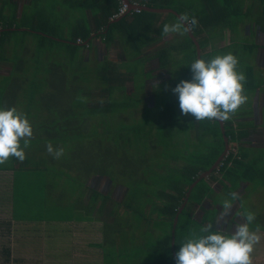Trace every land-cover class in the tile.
<instances>
[{
  "label": "trees",
  "instance_id": "1",
  "mask_svg": "<svg viewBox=\"0 0 264 264\" xmlns=\"http://www.w3.org/2000/svg\"><path fill=\"white\" fill-rule=\"evenodd\" d=\"M134 1L139 5L155 8H172L180 15L187 14L189 18L196 17L198 25L191 31L199 43L200 58L203 57L206 60L211 59V51L206 45L207 30L212 28L230 30L232 37L236 28V22L244 20V16L248 14V11H246L248 0ZM258 1L261 4V11L256 16V19L260 28L264 30V23H260L261 19H264V0ZM118 5V0H72L70 7L88 10L92 25L90 29L86 28L82 23V19H77L72 24L70 37L65 39L55 37L53 28L48 21L40 20L35 25L33 22L21 25L17 21V28L15 30L10 29L14 23L12 18L8 22L5 21L3 30L0 31L1 51L5 45L11 42L13 38L11 35L15 31L35 33L39 36V46L42 45V40L45 39H49L51 43H63V49L68 53L69 59L82 64V60L80 58L79 60L77 59L79 57V50L86 46L83 42L89 38L90 33H93L95 36L100 37L107 47L117 39L122 52L126 48H129V60H135L137 64L130 66L127 71H123L124 66L119 67L117 62L102 61L101 67L96 70V73L98 81L104 86H99L98 89H84V87L78 85L76 83L77 79L74 77L76 74L74 73V78L70 77L71 73H68V63H65L66 61L62 63L50 61L49 66L43 69H39L37 66H33L32 68L31 64L26 68L19 66L18 69L24 72L20 76L24 78L19 80V78H16L19 75L15 74L13 75L14 78H12V75L9 76L15 80L14 83L10 81V78L7 80L8 82L1 90V103L7 106V108L15 106L19 97L18 90L21 87L24 88V84L27 87L25 90H28L29 97L26 100L27 114H29L30 107L33 106L32 103H34V100L39 95L41 101L52 99L56 103L50 106L44 103L43 105L48 108V114L46 113V116H42V120L30 121L33 127V137L30 140V147L25 149V160H27L29 152L38 146L45 148L48 143H51L55 148L62 147L64 149L63 156L60 159H54L48 153L47 156L53 160V163L46 162L43 168L50 173H54L53 178H65L64 181L66 184H69L71 189H74L78 184L87 187L86 181L92 176L108 175L113 180L134 177L142 180L145 178L147 172L153 173L156 177V182L152 184L154 190L137 189L142 193L149 191L148 195L145 194L148 200L144 199V204L141 208L134 209L131 206L133 204L123 203V200L113 199L108 194H104L103 199L111 200L113 205L118 206L117 209L120 213L129 214L133 212L137 216H141L146 211L148 212L147 219L151 220L155 225L159 224L163 228V234L151 244L156 258L153 260L148 259L143 264H176L173 259V252L176 253L179 250L180 243L186 236L192 232L198 233L200 227L209 222H212L216 227L214 214L212 215L213 217L205 216L200 219L194 216V213L204 199L215 193L210 183L218 180L224 188V195L228 197L229 193L236 192L241 180L255 182L256 176L264 177V170L261 169L264 162L263 158L259 157L260 155H254L255 157L252 158L253 154H245L244 148L238 146L242 138L248 135V128L235 126L232 119L223 121L224 133L227 136L230 147L217 168L207 176L201 178L190 190L187 201L177 217L174 227L173 245L171 244L173 220L185 198L189 185L202 171L209 168L224 150L225 144L218 120H203L198 122L191 115H182L180 109L178 110V98H176V102L168 101L158 108L155 99L153 105H146L142 102V98H140L138 101L140 105L138 106H140L139 109L143 112L141 121L143 123L140 126L138 123L135 126L127 125L118 133L120 136L122 135L123 139H121L122 146L120 149L118 148L119 146L112 147L111 142L107 141V138L97 137L94 132L89 134L90 136L84 134L82 127L79 125L75 126L71 131L66 126V114L69 113V116L78 115L81 108L84 109L85 113H87L86 109L89 113L112 112V102L111 100L109 102V98L114 94V87L117 90L124 91V87L127 86L126 83L133 79L131 70L136 66L141 67V62L143 61L138 58H140L142 49L167 36L162 32L163 25L165 23L169 24L171 18L175 21L178 19L172 13L151 12L142 9L138 12L129 11L116 19L112 16L117 12ZM173 36L174 34H169V40ZM182 36L184 37L179 39L178 45H170L169 40H166L165 44L151 58L157 59V67L159 69L167 70L172 61L171 53L174 51L182 52L183 60L186 63L185 79H191L192 73L189 64L197 58L196 48L187 33ZM77 38H80L82 42H77ZM24 45L23 48L30 47L28 43H24ZM39 46L37 47L39 48ZM252 47L253 44H246L243 52L236 49L232 53L238 57L240 62V60L243 61L245 59L248 49L250 50ZM29 51L31 52V49ZM37 52L40 55H36L34 61L38 62L35 63L36 65L39 66L40 63L41 66V52L39 50ZM28 58L31 59L32 55L28 56ZM52 58L53 60L55 59V57ZM251 69V67L247 68L249 72ZM42 70H44L43 74H41ZM141 71L148 73V71ZM39 74L43 75V77L37 78ZM34 75L36 76L35 78ZM254 87L244 86V89L251 90ZM43 92H47L46 97ZM93 94L96 97L102 98L93 100ZM76 95L80 96L76 97ZM6 99L9 101H6ZM35 104L37 105L38 103ZM152 111L156 113L154 114ZM46 117L50 119V121H47L49 123L44 119ZM88 122L85 128L95 124L91 119ZM181 122H188V127L185 131L186 135H191L190 138L192 139H189L187 142L190 144H187L185 155H181V158L180 155L171 150L166 153L169 154V159L164 154L163 161H158V163H153V166H149L150 162L147 156L151 153L148 151L154 150L157 146L164 148L165 151H168V148H171L170 146L178 144L180 146L179 137L185 134L181 132ZM158 128L160 130H157ZM67 131L72 132L69 137L65 136ZM153 131L163 137L164 141L160 145L151 144L148 148V143L151 141L150 135H152ZM188 131H190V134H188ZM191 131H193L192 134ZM124 132L126 136H124ZM21 145L23 146V141H21ZM36 161L30 162L29 166L33 165L31 168H34L41 163V161ZM12 162L15 164L18 161L10 158L5 164H13ZM63 165L67 168L63 169ZM155 167L159 168L156 169ZM34 187L35 190L30 194V197L37 198L39 203H36L38 207L36 211L37 213H42L41 209H39L44 207V203L41 200L42 196L39 192L41 188L36 185ZM125 189L128 190L126 186ZM126 194L127 191L124 195ZM135 260L131 259L130 264H136Z\"/></svg>",
  "mask_w": 264,
  "mask_h": 264
},
{
  "label": "crops",
  "instance_id": "2",
  "mask_svg": "<svg viewBox=\"0 0 264 264\" xmlns=\"http://www.w3.org/2000/svg\"><path fill=\"white\" fill-rule=\"evenodd\" d=\"M37 1L0 0V31L3 30L4 22H8L11 18L14 23L10 29L15 30L17 28L16 22L24 17V7H31L37 10ZM71 1L59 0L58 3H55L53 10L63 12L60 15L65 17L67 14L69 16L70 10L81 9L83 15L79 18L82 19L83 25L90 29L92 21L88 10L70 7ZM258 3L259 12L255 11L253 2L247 1L246 11H248V14L244 16V20L236 22L232 37L230 30L221 28L207 30L206 45L211 51V58H213L216 55L225 54V52L232 53L236 49L243 52L246 44H253L252 49H248L247 52L248 64H241L242 69L240 71H243L246 75L244 86L255 87L251 90H245L247 101L231 119L235 126L248 128V135L242 138L238 146L244 148L245 154H252L254 151L260 150L257 156H261L264 153V30L260 28L256 19V16L261 11V4L259 1ZM49 16L46 15L45 17L42 13H35L31 14L27 19L33 22L34 25L38 24L40 20L48 21L53 27L54 24ZM262 19L261 24L264 23V19ZM248 22H251L255 28L253 33H246L243 30L244 25ZM71 29L72 25L70 31ZM163 38L165 39L166 36ZM162 40L159 39L156 43ZM83 43L86 44L89 53H93L101 62L108 60L107 54L116 51L117 47L119 52L116 51L117 57L120 56L118 57L119 59L122 57V54L120 55L121 46L117 39L107 47L100 37L90 33L89 38ZM150 47L151 44L145 46L139 56L140 58H138L143 61L140 68L144 71L150 70L147 62L153 59L151 56L155 53L154 51V53H149ZM6 49L7 45L4 46L2 55H6ZM84 52L82 54L79 52V58L82 61H84L82 58ZM4 58H1L0 61L6 63ZM155 60L157 67V59ZM248 67L252 68L250 72L247 70ZM4 68L5 65L0 64V75L10 76L11 66L6 68V70ZM17 72H19V76L24 73L18 69L12 74L17 75ZM21 89L18 91L20 92ZM16 102L15 107L19 102L18 98ZM35 118L39 117L35 115ZM28 119L30 120L29 117ZM34 121H37V119H34ZM253 140H259V143L254 144L252 143ZM47 155L46 147L38 146L29 152L27 160L23 162L0 164V210L4 207L8 208L7 217L0 213V264H102L101 245L106 241V234L103 235V233L113 225L114 237L113 239L110 237V239L115 243L116 233L122 229V226L118 225L117 218H112L113 220L110 221L102 219V208L108 200L104 199L105 201H103L101 193L93 186L88 183H86L87 187L78 184L74 189H71L69 184L64 181L65 178H53V175L43 168L46 162L53 163V160ZM36 160L41 161V164L31 168L33 165L29 166V163L37 162ZM62 168L66 169L67 167L63 165ZM34 177L36 181L40 180L42 183L34 181ZM215 181L219 183V187L223 188L218 180ZM215 181L210 184L214 188L215 193L207 196L197 208L194 213L196 218L213 217L212 215L214 214L216 227L230 230L236 223L240 222L236 219L242 220L243 216L246 215L242 211V204L247 202L249 205L247 211L254 212L256 214L255 220L262 221L264 225V210L259 212L258 209L257 212L256 206H254L256 192L261 188L255 187L252 181L245 180L239 182L236 192L243 183L251 184L252 189L256 191L249 192L244 197L239 196V199L234 201L235 207L227 223L219 220L220 201L227 196L223 195L220 197L224 188L218 192L215 186L212 185ZM35 185L41 188L39 192L41 193L44 207L39 208L42 213L33 215L30 211L33 202L35 203L34 207L38 208L36 204L38 202L37 198L30 197V194L35 190ZM259 204L261 205V202ZM54 208H57L54 212H63V214L53 213L50 215V210ZM204 208L205 210H203ZM96 211H99L100 214L97 215ZM260 213H263V216H260ZM253 228L254 230L258 228V234L261 236L260 242L256 245L255 258L256 261L259 258L258 262L264 264V226ZM142 230L144 231V229Z\"/></svg>",
  "mask_w": 264,
  "mask_h": 264
},
{
  "label": "rangeland",
  "instance_id": "3",
  "mask_svg": "<svg viewBox=\"0 0 264 264\" xmlns=\"http://www.w3.org/2000/svg\"><path fill=\"white\" fill-rule=\"evenodd\" d=\"M254 3L255 11L259 12V3L258 0H249ZM59 0H38L36 2L37 10L31 7H24V17L22 20H18V24L21 25H27L30 24L31 21L27 18L31 14L35 13H42L45 17L46 15H50V20L53 22L54 26L53 33L56 35V38H69L70 37V27L72 24L75 23L79 17L83 15V12L81 9H75L70 10V14H68L65 17H62L60 14L63 12H58L56 10H53L55 3H58ZM34 7V6H32ZM39 10V12H38ZM176 22L173 18L170 19L169 24ZM244 32H250L253 33L255 31V28L253 27V24L251 22H248L244 25ZM177 36L172 37L171 40H169V36H166V38H161L162 41L154 42L151 44L149 53H154L157 51V49L161 48L164 45V41L169 40L168 42L170 45H178L179 39L183 38L181 34H176ZM184 35V34H183ZM11 42L7 45L6 49V55H2V51H0V59L4 58L6 60V63L1 62L0 64L5 65L6 68L11 66V75L12 78H14L13 72L18 71V67H28L31 64V67H38L39 69H43L49 66L50 61H55V63L58 62H65L68 63V73L70 74L71 78L76 77L77 81L76 83L82 87L87 88H96L98 89L99 86H104L100 81H98L96 70H98L101 67V61H99V58H96L93 53H89V49L87 46L81 48L79 52L82 55V58L84 61H82V64H78L77 61H74L69 59L68 53L65 49H63V43H51L49 39L42 40V45H38L39 36L35 33H24L21 31H15L12 35ZM65 37V38H64ZM25 44H30V47L23 48ZM89 45V44H88ZM33 46V48H32ZM39 46V48L37 47ZM31 49V52L29 51ZM37 50L41 52V58L42 64L40 66L36 65L35 63H38L34 61L35 56L40 55ZM118 52V47L115 49ZM124 50V49H123ZM112 51L111 53L107 54L108 60L111 62H117L119 67L124 66L123 71H127L130 66H135L136 61L135 60H129L130 55V49L126 48L124 52L120 50V55L124 56L120 61V56L117 57V52ZM154 51V52H153ZM89 53V54H88ZM119 53V52H118ZM171 63L170 67L166 69H158L156 67V60L152 59L147 62L148 68L150 70L148 73H144L141 71V68L139 66L135 67L133 70H131L133 73V79L130 82H127L124 87V91L117 90V88L114 87V94L112 97L109 98V102L111 100L113 111L112 112H96V113H89L86 109L87 113H85L84 109L81 108L78 112V115L69 116V113L66 114V126L69 128V130H73V128L77 125L82 127L83 133L90 136L92 132L96 134L97 137L101 138H107V141L111 142V146H116L119 149L122 146V135L120 136L118 133L127 125H133L135 126L137 123L138 125H142V115L143 112L139 109L140 98H142V102L146 105H153L154 99L156 100V104L159 106H163L166 102L172 101L176 102V98L178 96L172 92V88L176 86L177 83L180 82V80L185 79V69H186V63L183 60V53L180 51H174L171 53ZM226 54V52H225ZM32 55V58H28V56ZM127 56V58H126ZM52 57H55L53 60ZM117 57V58H116ZM79 60V57H77ZM76 59V60H77ZM137 59V58H136ZM248 59L245 58L243 61L240 60L238 64V71H240L241 64H248ZM28 72V71H27ZM19 72H17V75ZM44 73V70L41 71V74ZM74 73L76 74L74 77ZM24 74V73H22ZM39 74L37 78L43 77V75ZM69 74H67L69 76ZM21 75V74H20ZM184 76V77H183ZM36 76L34 75V78ZM10 77L2 76L0 75V107L7 106L2 105V94L1 90L3 89L4 85L8 82L7 80ZM16 78L19 80L23 79L22 76H16ZM11 79V78H10ZM15 79H11L10 81L14 83ZM160 81V82H158ZM27 87L24 84V88L21 89L20 92H18V105L16 108L19 111H22L27 115V117L30 118L31 121H34V119L42 120V115L46 116L48 114V108L47 106L43 105L44 103L50 105H53L55 102H53L52 99H45L43 101L40 100L39 96L36 97L34 100V103H32L33 106L30 107V115L26 113V100L28 97V90L26 91ZM95 92V91H94ZM47 92H43L46 97ZM125 94V95H124ZM155 94V96H154ZM80 96V95H79ZM76 95V97H79ZM93 100L95 99H101L102 97H96L95 94H93ZM142 96V97H141ZM28 97V98H27ZM6 101H9L6 99ZM17 103V102H16ZM35 103H38L37 105ZM56 104V103H55ZM155 104V105H156ZM129 106V107H127ZM141 108H143L141 106ZM154 109L156 107H153ZM156 108V109H157ZM180 108H178L179 110ZM47 113V114H46ZM154 113V111H152ZM156 113V112H155ZM154 113V114H155ZM35 115L39 118H35ZM52 116V114H51ZM47 121H50L48 117L44 118ZM93 120L95 123L94 125H89L88 128H85V125H87L90 121ZM49 123V122H47ZM182 126L181 132H184V135H180L179 137V143L180 146H170L171 148H168V151L164 150V148L157 146L154 150L148 151L149 156H147L149 160V166H153V163H158V161H163L164 154L168 153L169 151L173 150L177 155H185V149L187 148L188 140H192L190 138L191 135H186L185 129L188 127V122H181ZM128 128V127H127ZM184 128V129H183ZM157 130H160L158 128ZM193 131H191L192 134ZM70 133V134H69ZM72 134V132L67 131L65 136L69 137ZM134 134V133H131ZM188 134H190V131H188ZM124 136H126V133L124 132ZM133 136V135H131ZM151 141L148 143V148L151 144L154 145H160L162 141H164V138L161 137L159 134L152 132V135H150ZM125 138V137H124ZM122 139V140H121ZM256 139V137H255ZM170 141V140H169ZM168 141V142H169ZM194 141V140H193ZM167 142V143H168ZM252 143L258 144L259 140H253ZM128 147V146H127ZM230 147V144H228V148ZM115 149V148H114ZM116 150V149H115ZM165 151V152H164ZM260 150L254 151L252 154V158H254ZM164 152V153H163ZM264 152V151H263ZM261 153V152H260ZM255 155V156H254ZM167 159H169V154H166ZM182 158V157H181ZM260 158H263L264 162V153L260 156ZM182 160V159H180ZM34 162V161H33ZM159 162V163H160ZM32 163V162H31ZM41 164V163H40ZM150 168V167H149ZM158 169L159 167H155ZM262 170H264V165L261 167ZM262 173V172H261ZM52 175L54 173H51ZM160 174V173H159ZM255 174V173H254ZM161 175V174H160ZM43 176V175H42ZM34 181H36V178L34 177ZM39 183H42V181L37 180ZM36 181V182H37ZM88 184L93 186L97 191L101 193V197H103L104 194H108L110 197L116 200H123V203H131L133 205L132 208H141V206L144 204V199L148 200V197H146L145 194L149 193V191L146 192H140V190H137L138 188L150 190L153 189L152 184L153 182H156V177L153 173H146L145 178L142 180H139L134 177L130 178H124V179H111L108 175H101L96 177H90L88 181H86ZM211 184V183H210ZM216 184V185H215ZM255 187L261 188L256 192V198H255V208L259 209V212H263L264 210V177L256 176L255 182H253ZM212 185L215 186L216 190L219 192L222 187H219V183L215 181L212 183ZM125 186L128 188L125 189ZM152 187V188H151ZM154 190V189H153ZM127 191V194L124 195ZM255 189H252L251 184L243 183L241 188L237 191L239 193V196L244 197V195L248 194L249 192H254ZM135 195V196H134ZM148 195V194H147ZM224 193L221 196H223ZM258 199V200H257ZM37 200V199H36ZM104 201V199H103ZM102 201V203H103ZM246 201V200H245ZM258 201V202H257ZM261 202V205L259 204ZM35 203L33 202V205L30 209L31 213L33 215L37 214V209L34 207ZM117 205V204H116ZM118 206H114L112 204V201H109L106 203V205H103L102 208V219L106 221L113 220L117 218L118 225L122 226V229L116 233L115 237V243L113 242L114 237V227L111 225L108 230L103 233L105 235L106 241H104L101 245L102 250V264H130V260L137 258L135 260L136 264H143L148 259H155L156 256L153 254L152 250V242L156 241L158 237H160L163 234V228L158 224L155 225L151 220L147 219L148 212L142 211L143 215L137 216L135 213L130 212L129 214L126 213H119L117 211ZM57 208H54L50 210V215L55 214H63V212H54ZM249 209V205L247 202L245 204H242V211L247 214V210ZM205 210V208L203 209ZM97 215L100 214L99 211H96ZM111 212V213H110ZM0 213L4 215L5 217L8 216V208L4 207L0 210ZM39 213V212H38ZM49 213V212H48ZM47 213V215H48ZM32 214H30L32 216ZM111 214V215H110ZM259 216V215H258ZM260 216H263V213H260ZM113 218V219H112ZM236 219V217H235ZM238 221H242L241 219H236ZM42 224V223H41ZM262 221H254L250 228L254 230L253 227H263ZM120 227V226H119ZM106 228V229H107ZM144 229V231L142 230ZM264 229V228H263ZM77 234V233H76ZM111 237V239H110ZM144 244V246L142 245ZM256 255V245L254 248V252L252 254V262L253 264H261L259 263V258L256 261L255 258ZM261 262V261H260Z\"/></svg>",
  "mask_w": 264,
  "mask_h": 264
},
{
  "label": "clouds",
  "instance_id": "4",
  "mask_svg": "<svg viewBox=\"0 0 264 264\" xmlns=\"http://www.w3.org/2000/svg\"><path fill=\"white\" fill-rule=\"evenodd\" d=\"M197 25L196 17L182 14L176 22L165 23L162 32L183 35ZM238 64V57L231 52L208 60L194 59L189 64L191 79H182L172 88L178 96L181 114L191 115L198 122L230 120L247 101L246 75L237 70ZM32 137L33 127L25 113L15 106L0 107V164L10 158L23 162ZM46 150L54 159L64 154L62 147L55 148L51 143ZM238 199L239 193L231 192L220 201L219 220L227 223ZM255 219L256 214L249 211L230 230L215 227L212 222L204 224L198 233H190L180 243L175 253L176 264H253L252 254L261 239L259 229L250 228Z\"/></svg>",
  "mask_w": 264,
  "mask_h": 264
},
{
  "label": "water",
  "instance_id": "5",
  "mask_svg": "<svg viewBox=\"0 0 264 264\" xmlns=\"http://www.w3.org/2000/svg\"><path fill=\"white\" fill-rule=\"evenodd\" d=\"M135 7H138L139 9H142V10H146V11H151V12H164V13H172L174 14L175 16H177V18H179L181 15L179 13H177L174 9L172 8H168V7H164V8H155V7H150V6H145V5H132L129 7V10L130 11L131 9L135 8ZM120 17V16H119ZM118 17V18H119ZM116 18V19H118ZM188 36L191 38V40L193 41L194 45H195V48H196V54H197V58H200V47H199V43L196 39V37L194 36V34L192 33V31L190 30L189 32H187ZM219 125H220V129H221V132H222V135H223V140H224V150L222 151V153L216 158V160L211 164V166L209 168H207L206 170L202 171L199 176L193 181L191 182V184L189 185L188 187V190L186 192V195H185V198L183 200V202L181 203V205L179 206L176 214H175V217H174V220H173V228H172V238H171V244L173 245V240H174V227L176 225V222H177V217L179 215V213L181 212L182 208L184 207L186 201H187V198H188V195H189V192L190 190L192 189V187L203 177L207 176L208 174H210L214 169L217 168V166L220 164L221 160L223 159V157L225 156L227 150H228V139H227V136L225 135L224 133V126H223V121H219ZM173 259L176 263V260H175V253L173 252Z\"/></svg>",
  "mask_w": 264,
  "mask_h": 264
},
{
  "label": "built area",
  "instance_id": "6",
  "mask_svg": "<svg viewBox=\"0 0 264 264\" xmlns=\"http://www.w3.org/2000/svg\"><path fill=\"white\" fill-rule=\"evenodd\" d=\"M118 10L117 12L112 16L113 18H117L119 16H122V14L129 12V7L132 5H137L138 3L134 0H118ZM138 12L140 9L138 7H135L131 9L130 11ZM77 42H82L80 38H77Z\"/></svg>",
  "mask_w": 264,
  "mask_h": 264
}]
</instances>
